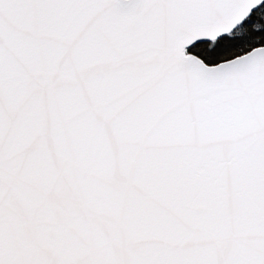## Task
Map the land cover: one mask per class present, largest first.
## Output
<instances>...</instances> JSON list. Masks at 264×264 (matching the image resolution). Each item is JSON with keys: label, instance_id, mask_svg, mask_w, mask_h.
<instances>
[{"label": "snow or ice", "instance_id": "6c2138e0", "mask_svg": "<svg viewBox=\"0 0 264 264\" xmlns=\"http://www.w3.org/2000/svg\"><path fill=\"white\" fill-rule=\"evenodd\" d=\"M0 264H264V0H0Z\"/></svg>", "mask_w": 264, "mask_h": 264}]
</instances>
